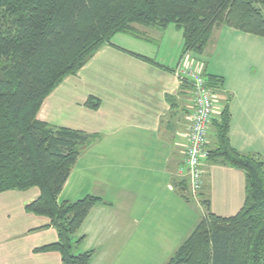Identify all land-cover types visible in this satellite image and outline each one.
I'll return each mask as SVG.
<instances>
[{
	"label": "crops",
	"instance_id": "obj_1",
	"mask_svg": "<svg viewBox=\"0 0 264 264\" xmlns=\"http://www.w3.org/2000/svg\"><path fill=\"white\" fill-rule=\"evenodd\" d=\"M139 29L147 39L130 36L149 45L161 43L171 31L169 26ZM178 37L177 52L163 56L102 45L45 97L37 113L50 125L98 136L82 148L59 195L60 201L100 198L75 236H84L79 252L96 250L90 264H101L103 255L108 258L107 249L126 264L128 253L143 251V236L153 246L148 239L151 221L174 222L176 234L165 232L164 244L180 242L204 213L199 210L196 217L191 208H184V199L190 200L179 184L192 95L174 75L182 31ZM208 42V61L199 57L206 74L222 79L216 88L217 105L220 111L228 101L230 145L264 162V38L219 25ZM90 97L100 101L97 109L85 105ZM218 118L215 115L209 126V148L215 143L213 122ZM204 170L201 197L208 200L209 210L223 217L236 214L245 198L244 172L220 163H207ZM38 195L37 187L0 193V264H62L58 251L37 250L57 240L56 230L44 226L49 219L26 209ZM150 206H155L153 211ZM184 210L192 220L180 222Z\"/></svg>",
	"mask_w": 264,
	"mask_h": 264
},
{
	"label": "trees",
	"instance_id": "obj_2",
	"mask_svg": "<svg viewBox=\"0 0 264 264\" xmlns=\"http://www.w3.org/2000/svg\"><path fill=\"white\" fill-rule=\"evenodd\" d=\"M170 24L182 31V54L202 52L219 25L264 38V0H0V193L39 189L26 209L46 216L57 240L37 250L58 251L62 264H90L95 253L79 252L84 236H75L100 198L59 195L82 148L98 136L50 125L37 113L65 77L113 45L115 34L147 39L139 28ZM205 76L215 90L222 83ZM227 103L213 122L207 163L244 172L243 206L223 217L200 198L205 212L165 264H264V162L230 145ZM85 105L97 109L100 101L90 97ZM179 184L188 189L186 179Z\"/></svg>",
	"mask_w": 264,
	"mask_h": 264
},
{
	"label": "built area",
	"instance_id": "obj_3",
	"mask_svg": "<svg viewBox=\"0 0 264 264\" xmlns=\"http://www.w3.org/2000/svg\"><path fill=\"white\" fill-rule=\"evenodd\" d=\"M177 80L191 90L192 114L186 133V144L183 149L178 174L188 181V192L192 198L203 186L204 168L209 155L208 131L215 115H220L216 90L207 83L202 59L187 51L181 55L174 68Z\"/></svg>",
	"mask_w": 264,
	"mask_h": 264
},
{
	"label": "rangeland",
	"instance_id": "obj_4",
	"mask_svg": "<svg viewBox=\"0 0 264 264\" xmlns=\"http://www.w3.org/2000/svg\"><path fill=\"white\" fill-rule=\"evenodd\" d=\"M169 28L171 30V31H168L167 33L169 35H165L161 43L152 42L151 45H149L148 43H145L144 41H141L139 39H134L135 37H132L124 33L115 34L112 37L111 42L114 44H117L118 46H120V48L123 47L121 49L127 52H130L129 49H135L136 51H141L143 53L149 52L153 56H163V55H166L167 53L172 55L174 52H177V49L179 47L178 45L180 44V37H178V34H181V31L180 30L177 31L176 29H174L175 28L174 24H170ZM209 46L210 45L208 42L207 45L204 46V49L202 50V52L192 51L191 55L199 59H201L200 57L203 58L206 56L205 58L208 61L207 57L209 56L208 53L210 52ZM181 55L182 53L180 54V56ZM218 106H220V104ZM200 191L197 194V198L199 202H196L195 201L196 198L194 199L190 196L188 189L183 190V192L186 193L185 198H188L190 200V201H187V199L186 200L184 199V202H185L184 208L189 209V210L191 208L193 212H196V217H198L197 214H199V210L200 211L202 210L205 212L203 205L200 203V198H202L200 197L201 196ZM194 206L199 209L195 208ZM154 207L155 206H150L149 209L151 208V210L153 211ZM188 217H190V220H192L193 218L185 210L182 211L180 222H183V219H187ZM144 224L145 222L142 225ZM149 225H150L149 231L151 232L149 233L148 239L154 242L153 246L150 242L146 243L145 237L143 236V240L141 243V245L143 246L141 250L143 251L140 252V251L133 250L132 253H128L127 256H129L130 260H126V264H165L168 258L174 253L176 248L185 239L184 238L185 236H181L182 241L177 242V240H173V244L171 242V245L165 246L164 244V241L166 240L164 239V237L166 236L165 232L166 233L171 232L173 235L176 234V230H177L176 224H174V222H170V224L167 225V222L160 220V221H151ZM133 228H136V226H133ZM181 233H183V230ZM91 238L92 237H90V240ZM121 239L122 238H118L117 242H119ZM155 244L159 245L160 247L158 246L156 249ZM106 245L107 244H105L104 246ZM109 253L110 252L108 251V249L104 252V254L108 256V258L105 255H103V259L101 258L99 259V261H101L100 262L101 264H121L119 263L121 259L117 258L116 256L118 254L117 252H114L112 254H109ZM109 255H111L112 257H109ZM124 255L125 254H121L120 257L121 256L124 257ZM113 257H115L114 261L110 262V260L108 259H111ZM122 264H125V262H123Z\"/></svg>",
	"mask_w": 264,
	"mask_h": 264
}]
</instances>
